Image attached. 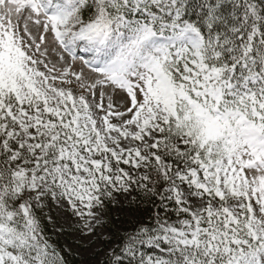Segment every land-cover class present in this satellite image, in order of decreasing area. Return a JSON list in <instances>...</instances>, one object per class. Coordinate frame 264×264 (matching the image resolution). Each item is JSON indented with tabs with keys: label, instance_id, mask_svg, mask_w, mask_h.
<instances>
[{
	"label": "snow or ice",
	"instance_id": "6c2138e0",
	"mask_svg": "<svg viewBox=\"0 0 264 264\" xmlns=\"http://www.w3.org/2000/svg\"><path fill=\"white\" fill-rule=\"evenodd\" d=\"M133 187L139 264H264V0H0V264H63L46 197L95 219Z\"/></svg>",
	"mask_w": 264,
	"mask_h": 264
},
{
	"label": "rangeland",
	"instance_id": "374dc122",
	"mask_svg": "<svg viewBox=\"0 0 264 264\" xmlns=\"http://www.w3.org/2000/svg\"><path fill=\"white\" fill-rule=\"evenodd\" d=\"M34 31V30H33ZM46 47L50 52L49 59L55 63L57 59V53H62V49L52 39L51 34L47 36ZM65 62L69 61V57L66 53ZM79 55V54H78ZM84 57L82 54L79 55ZM72 70L74 72H83L85 77L89 80L95 78L87 66L83 63L82 59L72 61ZM43 70V69H42ZM77 90L74 88V92ZM113 102L118 106L120 111L126 110L128 107L127 97L123 94L113 95ZM128 117H125L127 119ZM113 123H119L117 120H113ZM135 129H133L134 131ZM139 142L132 141L131 146H138ZM122 147H129L128 141L121 143ZM120 167L124 168L125 171L129 172L134 178L140 174H143L144 170L141 169L137 172L131 166L121 164ZM115 168V167H114ZM133 192V191H132ZM132 192L114 193L112 200V206H108L104 202L102 208H93L92 211L97 213L95 219L85 217L80 219L78 216L72 213L66 202L62 206L58 207L50 198H45L43 208H35L34 210H40L48 219L51 216V226L54 233L62 238V241L67 249L76 251L82 258L84 264H101L105 257L113 252V246L108 241L111 237L109 227L104 224L105 221H111L118 229H122L128 224L126 220L130 216V202L132 199ZM169 211L171 207L168 205ZM172 220L177 217L172 216L169 213ZM87 225V227L85 226Z\"/></svg>",
	"mask_w": 264,
	"mask_h": 264
},
{
	"label": "trees",
	"instance_id": "16d2710c",
	"mask_svg": "<svg viewBox=\"0 0 264 264\" xmlns=\"http://www.w3.org/2000/svg\"><path fill=\"white\" fill-rule=\"evenodd\" d=\"M84 19H88L87 13H85ZM113 167H115V165H113ZM104 202L108 206H112V200L105 199ZM156 203H159V201H154L145 197L138 188L133 187L132 199L129 206L130 216L126 219L128 220V224L122 229H118L111 221L104 222V224L109 227V231L111 232V237L108 241L113 246V252L110 255H107L101 264H139L141 257L139 255L129 256L125 251L124 246L128 243L127 237L132 236L140 224L152 222L151 218L155 211L154 204ZM169 206L171 207L169 213L175 217V215H173L175 206L171 204ZM34 211L37 217H39L43 228V235L48 239L49 244L56 250L58 255L63 257V264H84L81 256L76 251L67 249L62 241V238L54 233L49 219L42 214L40 210ZM136 248L138 252L143 253V257L145 259L148 256L156 258H167L168 256L166 251H162L159 248H149L146 245H137ZM116 256H121L122 260L117 261L115 259Z\"/></svg>",
	"mask_w": 264,
	"mask_h": 264
}]
</instances>
